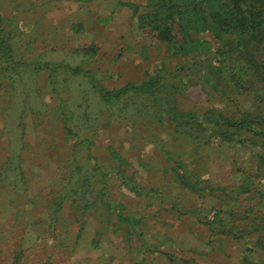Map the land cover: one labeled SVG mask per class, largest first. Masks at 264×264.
<instances>
[{"label":"rangeland","instance_id":"rangeland-1","mask_svg":"<svg viewBox=\"0 0 264 264\" xmlns=\"http://www.w3.org/2000/svg\"><path fill=\"white\" fill-rule=\"evenodd\" d=\"M152 1L0 0L14 59L75 70L18 66L14 84L0 49V264H264V132L224 125L236 140L204 144L159 116L264 126V82L250 86L239 49L214 59L231 27L183 30L173 14L172 40L160 39L145 16L154 23L187 0ZM224 16L215 4L194 18ZM256 49L264 58V44ZM179 68L155 89L168 103L104 99Z\"/></svg>","mask_w":264,"mask_h":264},{"label":"trees","instance_id":"trees-1","mask_svg":"<svg viewBox=\"0 0 264 264\" xmlns=\"http://www.w3.org/2000/svg\"><path fill=\"white\" fill-rule=\"evenodd\" d=\"M152 4L155 5V0L152 1ZM219 9H223V12L226 16L222 19L215 18L219 23L215 22H199L194 16L201 13L204 14L205 7L208 8L209 5H215ZM152 5V6H153ZM165 4L162 5V9ZM169 13L165 18H158L152 21L153 13L146 15L145 17H151L148 21L145 20L146 26L152 25L157 36L162 40L171 41L172 40V26L170 18L173 14L177 15V22L180 24L181 29H187L186 23H195L197 26H201L205 31L216 30L219 31L220 35L222 33V28L225 26L231 27V30L228 32L232 35L229 38L221 39L220 45L214 51V59L217 62H222L229 58L230 53H233L237 49L240 50L241 56L245 58L246 66V75L250 77V86H254L255 81L264 82V58L258 56L255 53L257 47L264 44V0H187L181 3H172L168 5ZM189 12V13H188ZM188 13L185 17L184 15ZM158 21V22H157ZM198 22V23H197ZM192 24H190L191 26ZM218 33V32H217ZM186 35V33H185ZM223 40V41H222ZM0 49L3 50V54L6 56V65L3 66V69L6 71V77L10 79L14 84L16 83V77L13 75V72L16 71L18 66L28 69L33 74H38L43 70L49 69L53 74L57 69L69 68L72 71H75L72 66L68 64L57 66L56 64H51L48 61H37L32 60H19L14 59L13 48L7 43L6 37L0 36ZM207 53V52H206ZM209 53V52H208ZM212 61V59H210ZM223 61V62H224ZM222 62V63H223ZM222 63H218L219 66H222ZM239 63H243L239 60ZM207 63H202L198 68L195 67V70L201 69V72L208 71L211 69L210 66L206 65ZM60 67V68H58ZM63 67V68H62ZM183 68L177 69V71L170 72L165 71L158 73L156 76L150 80L144 81L140 84H134L132 82L126 83L124 86L112 89L104 90L103 95L104 99L109 102L117 100L130 99V96L133 94H142L147 95L152 98L154 102L162 104L163 102L168 103V101L163 100L156 95L155 89L159 86L161 80L167 78V76L173 75L176 73L178 76ZM241 84V83H239ZM133 103V102H132ZM131 103H124V107L127 106V111L129 110V105ZM138 104L135 102L133 105V110L137 111ZM163 112L164 114H159L160 119L167 118L170 123L181 127L182 130L180 133L185 137L189 138L188 140H198L202 141L204 144H221L223 142H233L236 140L235 132L230 130H224L222 126L235 127L241 131H256L264 132V126L261 123L255 122V120H250L246 117H239L231 122H228L219 117H212L210 114H199L193 111H182L177 112L172 108H168ZM139 112V111H137ZM141 112V111H140ZM127 112H124L126 116ZM114 113L109 114V117H112ZM22 117V116H21ZM135 117V116H133ZM161 121V120H160ZM91 143V142H89ZM90 144H88V147ZM257 147L262 150L264 153V144L257 145ZM90 148V147H89ZM13 152H15V147H12ZM11 154V153H10ZM90 155V154H89ZM13 157V155L11 156ZM264 158V155H263ZM176 162V161H175ZM181 166H184L181 164ZM183 172V171H181ZM23 175V172H21ZM180 179L182 178L180 172H178ZM100 201L106 206L110 207L111 205L106 200V194L103 190L99 193ZM246 264H249V259L246 257Z\"/></svg>","mask_w":264,"mask_h":264}]
</instances>
